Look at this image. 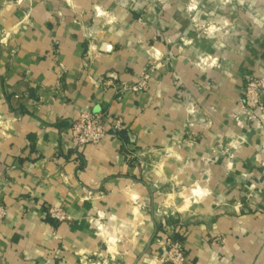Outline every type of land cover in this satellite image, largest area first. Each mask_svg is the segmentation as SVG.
I'll return each mask as SVG.
<instances>
[{
	"label": "crops",
	"instance_id": "0c3cea01",
	"mask_svg": "<svg viewBox=\"0 0 264 264\" xmlns=\"http://www.w3.org/2000/svg\"><path fill=\"white\" fill-rule=\"evenodd\" d=\"M262 72L264 0H0V264H165L171 236L186 264H264V130L240 98ZM83 109L108 116L99 145L71 137Z\"/></svg>",
	"mask_w": 264,
	"mask_h": 264
},
{
	"label": "built area",
	"instance_id": "2783aa9c",
	"mask_svg": "<svg viewBox=\"0 0 264 264\" xmlns=\"http://www.w3.org/2000/svg\"><path fill=\"white\" fill-rule=\"evenodd\" d=\"M213 64V63H211ZM150 74L145 71L140 78L132 83H122L120 91H133L141 93L149 87ZM243 114L250 121L257 120L259 126L264 130V77L247 76L243 98L241 99ZM108 116L102 111L81 110L70 126V133L73 141L79 146L99 145L108 135ZM111 128L116 131L124 129L121 118L115 119ZM46 215L56 222H70L72 216L64 206L56 204L45 205ZM8 215V208L0 204V225ZM178 232V229H176ZM166 256L165 264H186L187 253L184 241L169 237L165 242Z\"/></svg>",
	"mask_w": 264,
	"mask_h": 264
},
{
	"label": "rangeland",
	"instance_id": "374dc122",
	"mask_svg": "<svg viewBox=\"0 0 264 264\" xmlns=\"http://www.w3.org/2000/svg\"><path fill=\"white\" fill-rule=\"evenodd\" d=\"M157 4V3H156ZM156 8H157V6H156ZM202 7L200 6V5H198V4H195V5H191V7H190V10L192 11V12H194L193 14V17L192 18H195L194 16H195V14H196V12H198V11H200V12H202ZM197 23V30L200 32V34H204V36H214V35H217L218 34V31H221V32H225V31H228V30H232V31H237V25L238 24H234V23H227V24H223L224 22H210V20H205V21H202V19H201V17L200 18H198V19H196L195 20ZM223 25L225 26V27H227V29H225V27L223 28ZM218 30V31H217ZM204 42L206 41L205 39L203 40ZM225 39H224V37H220V38H217L216 37V39H215V42H217V44H221L222 45V43L223 44H226L225 43ZM221 45H219L220 47H222ZM206 57V56H205ZM205 57H203V60L205 59ZM202 60L200 59V62H201ZM210 64L211 63H213V64H217V61L214 59V60H211V62H209ZM254 76V74H246V76H245V80H244V86H243V88H242V91H241V96H240V98L242 99L243 98V92H244V88H245V82H246V78H247V76ZM255 76H260V77H264V72H262V74H260V75H255ZM242 105V104H241ZM255 121H257V120H255ZM258 122V121H257ZM258 124H259V122H258Z\"/></svg>",
	"mask_w": 264,
	"mask_h": 264
}]
</instances>
